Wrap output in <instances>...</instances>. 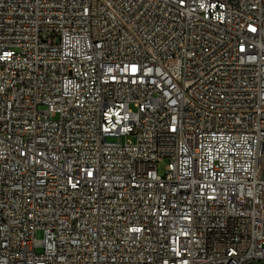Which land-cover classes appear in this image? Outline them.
<instances>
[{"label":"built area","instance_id":"built-area-1","mask_svg":"<svg viewBox=\"0 0 264 264\" xmlns=\"http://www.w3.org/2000/svg\"><path fill=\"white\" fill-rule=\"evenodd\" d=\"M255 262L264 0H0V264Z\"/></svg>","mask_w":264,"mask_h":264},{"label":"rangeland","instance_id":"rangeland-1","mask_svg":"<svg viewBox=\"0 0 264 264\" xmlns=\"http://www.w3.org/2000/svg\"><path fill=\"white\" fill-rule=\"evenodd\" d=\"M168 164V159H163L159 165H158V169L159 172L161 173V175H165V171H166V165ZM43 237V233L42 231H38L37 232V238H42ZM251 264H259L258 262L255 263H251Z\"/></svg>","mask_w":264,"mask_h":264},{"label":"trees","instance_id":"trees-1","mask_svg":"<svg viewBox=\"0 0 264 264\" xmlns=\"http://www.w3.org/2000/svg\"><path fill=\"white\" fill-rule=\"evenodd\" d=\"M259 264H264V263H259Z\"/></svg>","mask_w":264,"mask_h":264}]
</instances>
